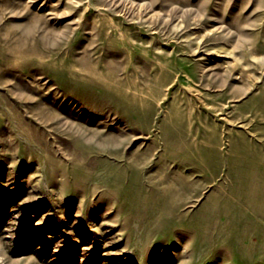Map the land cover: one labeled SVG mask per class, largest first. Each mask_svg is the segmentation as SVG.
<instances>
[{"label":"rangeland","instance_id":"obj_1","mask_svg":"<svg viewBox=\"0 0 264 264\" xmlns=\"http://www.w3.org/2000/svg\"><path fill=\"white\" fill-rule=\"evenodd\" d=\"M0 264H264V0H0Z\"/></svg>","mask_w":264,"mask_h":264}]
</instances>
